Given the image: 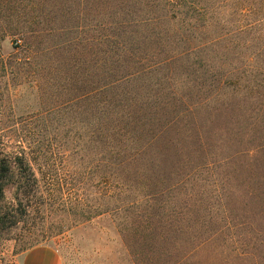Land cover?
I'll return each instance as SVG.
<instances>
[{"label":"rangeland","instance_id":"obj_1","mask_svg":"<svg viewBox=\"0 0 264 264\" xmlns=\"http://www.w3.org/2000/svg\"><path fill=\"white\" fill-rule=\"evenodd\" d=\"M107 131L177 174L104 182ZM0 143L39 167L0 264H264V0H0Z\"/></svg>","mask_w":264,"mask_h":264},{"label":"trees","instance_id":"obj_2","mask_svg":"<svg viewBox=\"0 0 264 264\" xmlns=\"http://www.w3.org/2000/svg\"><path fill=\"white\" fill-rule=\"evenodd\" d=\"M167 1L168 3H171V0ZM138 72L139 71L136 70L129 71L125 73L122 78L131 77ZM112 82L114 81H111L110 83ZM96 89L97 87L93 88L90 92H93ZM97 112L98 114H94L96 118L102 119L107 117L99 115L101 113L100 111ZM128 118L132 119L129 123V130L136 138H139V135H142L150 128L149 123L137 124V119L134 115H130ZM118 119L120 120L121 118ZM161 124L162 129H164L166 121ZM107 134L108 136L103 141V148L100 152L105 154V158L103 159L104 162H102L103 169L101 172H106L101 176H108L103 178L104 182H107V179L112 178L120 183L121 188L123 185L125 188H132L140 191V187L136 185H139L137 181V176L139 175H143L148 183H153L162 181L166 177L171 178L174 174H177L178 166H174L167 162L160 164L148 163L149 165L147 166H144L145 163L141 161L135 162L134 155L138 154L139 151L143 149H148L147 146L145 144L144 146H140V143H138L137 146L134 147L135 150L133 149L126 153L123 147H121L122 141L120 139V132L107 131ZM160 134V130L154 132L151 136L152 142L159 138ZM148 150L143 151L144 154H146ZM37 168L39 167L34 166L25 149L22 148L18 152L14 151L10 153L5 150L0 143V236L20 220L21 214L26 213L27 210L31 208L32 203L28 195L32 189H37L36 186L37 183H39L38 177L36 176ZM7 186H12L13 188L12 202H8L5 198V188ZM120 191H122V189ZM33 195L34 193L31 194V196ZM23 198L26 199L23 201Z\"/></svg>","mask_w":264,"mask_h":264},{"label":"crops","instance_id":"obj_3","mask_svg":"<svg viewBox=\"0 0 264 264\" xmlns=\"http://www.w3.org/2000/svg\"><path fill=\"white\" fill-rule=\"evenodd\" d=\"M19 264H63V260L54 246L38 243L26 248L20 254Z\"/></svg>","mask_w":264,"mask_h":264},{"label":"built area","instance_id":"obj_4","mask_svg":"<svg viewBox=\"0 0 264 264\" xmlns=\"http://www.w3.org/2000/svg\"><path fill=\"white\" fill-rule=\"evenodd\" d=\"M16 42H20V39H16Z\"/></svg>","mask_w":264,"mask_h":264}]
</instances>
